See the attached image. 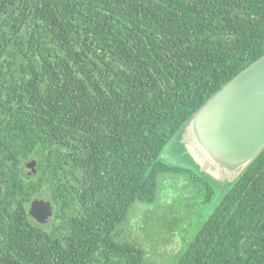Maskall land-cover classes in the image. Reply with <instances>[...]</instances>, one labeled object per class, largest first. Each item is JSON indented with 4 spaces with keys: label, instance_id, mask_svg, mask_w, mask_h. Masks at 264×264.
I'll list each match as a JSON object with an SVG mask.
<instances>
[{
    "label": "trees",
    "instance_id": "16d2710c",
    "mask_svg": "<svg viewBox=\"0 0 264 264\" xmlns=\"http://www.w3.org/2000/svg\"><path fill=\"white\" fill-rule=\"evenodd\" d=\"M263 54L264 0H0V264H145L118 226L159 175L197 177L163 147ZM180 246L264 264V151Z\"/></svg>",
    "mask_w": 264,
    "mask_h": 264
},
{
    "label": "water",
    "instance_id": "95a60500",
    "mask_svg": "<svg viewBox=\"0 0 264 264\" xmlns=\"http://www.w3.org/2000/svg\"><path fill=\"white\" fill-rule=\"evenodd\" d=\"M263 151L264 54L194 111L163 147L159 158L192 171L212 186L214 210ZM35 165V161L26 164L28 174H35ZM28 215L46 225L53 216L52 206L36 198Z\"/></svg>",
    "mask_w": 264,
    "mask_h": 264
},
{
    "label": "rangeland",
    "instance_id": "374dc122",
    "mask_svg": "<svg viewBox=\"0 0 264 264\" xmlns=\"http://www.w3.org/2000/svg\"><path fill=\"white\" fill-rule=\"evenodd\" d=\"M169 179L168 177L162 178L158 183L159 186H169L165 188V191L169 193L168 196L163 197L160 192L155 203L146 205L137 203L135 205L139 208L138 212L142 216L138 220V224L144 228L141 230L144 233L141 236V242L139 243V227L137 226L136 229L134 222L124 225L120 232L122 240L135 242L145 251V264H174L178 258L177 256L173 257V254H177L175 245H180L174 237L179 239L191 237L214 208L211 204L214 197L212 186H194L190 183L185 186H176L174 183L166 185L165 183ZM208 189L211 190L212 195L207 201L204 198L206 199ZM170 195H174V198L170 199ZM146 211H149L148 219L145 217ZM150 211L152 212L151 218ZM131 213L129 221L137 218L136 209ZM170 235H174V237L167 240ZM131 237L133 239H130Z\"/></svg>",
    "mask_w": 264,
    "mask_h": 264
},
{
    "label": "flooded vegetation",
    "instance_id": "af4514ba",
    "mask_svg": "<svg viewBox=\"0 0 264 264\" xmlns=\"http://www.w3.org/2000/svg\"><path fill=\"white\" fill-rule=\"evenodd\" d=\"M166 177H168V178H170L168 181H166V185H168V184H171V183H174L176 186H185L186 184H192V185H194V186H203V184L198 180V177H195V176H191V174H187V173H185V172H183V173H176V172H170V173H164V174H161V175H159L158 177H157V189H156V194H155V199H154V202H151V203H149V204H153V203H155L156 202V200H157V198H158V195H159V193L161 192V195L163 196V197H166V196H168V192H166L165 191V188H168L169 186H159V184L158 183H160V180L162 179V178H166ZM209 190V189H208ZM208 196H209V192L207 191V194H206V199L204 198V200H209V198H208ZM169 198L170 199H173L174 198V195H170L169 196ZM171 201H173V200H171ZM138 202H136L135 204H134V207H133V209L131 210V212L134 210V209H136V213H135V215H136V217L137 218H134L132 221H129V215H131L132 213L130 212L129 214H128V216H127V218H126V220L121 224V225H119L118 226V230L120 231V232H122V228H123V226L124 225H126V224H128V223H131V222H134V223H136V226H135V228L137 229V226L139 227V233H138V235H140L139 237L141 238H139V243L141 242V240H142V235H144V233L143 232H141V230L142 229H144V228H142V227H140L139 226V224H138V220H140L141 219V217L142 216H140V214H139V212H138V207H136L135 205L137 204ZM138 204H143V205H146V204H148V203H138ZM148 213H149V211H146V213H145V217H146V219H148L147 218V215H148ZM150 218L152 217V212L150 211ZM150 220V222H151V219H149ZM133 233H134V235H136V232L133 230ZM171 237H174V235H170V239H171ZM168 238V239H169ZM174 238H176V241L179 243V244H181V239H180V241L179 240H177L178 239V237H174ZM130 239H133V237H131ZM167 239V240H168ZM183 240H184V238H182ZM144 240H146V239H144ZM143 242V241H142ZM135 243V242H134ZM136 244V243H135ZM177 245H175V248H176V251H177V253L179 252V250H180V245L179 246H177Z\"/></svg>",
    "mask_w": 264,
    "mask_h": 264
}]
</instances>
